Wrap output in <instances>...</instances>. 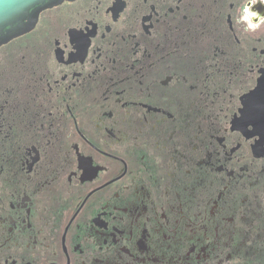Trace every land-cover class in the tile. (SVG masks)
<instances>
[{"label": "flooded vegetation", "instance_id": "obj_1", "mask_svg": "<svg viewBox=\"0 0 264 264\" xmlns=\"http://www.w3.org/2000/svg\"><path fill=\"white\" fill-rule=\"evenodd\" d=\"M246 3L66 0L0 46V264H264Z\"/></svg>", "mask_w": 264, "mask_h": 264}, {"label": "water", "instance_id": "obj_2", "mask_svg": "<svg viewBox=\"0 0 264 264\" xmlns=\"http://www.w3.org/2000/svg\"><path fill=\"white\" fill-rule=\"evenodd\" d=\"M64 1L0 0V46L34 29L43 10Z\"/></svg>", "mask_w": 264, "mask_h": 264}, {"label": "clouds", "instance_id": "obj_3", "mask_svg": "<svg viewBox=\"0 0 264 264\" xmlns=\"http://www.w3.org/2000/svg\"><path fill=\"white\" fill-rule=\"evenodd\" d=\"M264 2V0H262ZM256 0H250V3L242 5L240 9L239 22L244 23L245 31H256L264 24V14H260L258 11L253 10V6Z\"/></svg>", "mask_w": 264, "mask_h": 264}]
</instances>
